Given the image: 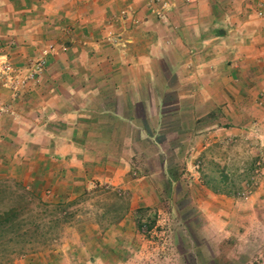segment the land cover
I'll list each match as a JSON object with an SVG mask.
<instances>
[{
	"label": "crops",
	"instance_id": "1",
	"mask_svg": "<svg viewBox=\"0 0 264 264\" xmlns=\"http://www.w3.org/2000/svg\"><path fill=\"white\" fill-rule=\"evenodd\" d=\"M147 1L0 0V54L16 66L45 60L26 90L0 85V176H41L67 198L122 189L118 235H136V210L168 200L211 142L249 129L264 143V0H167L160 18ZM168 169L180 172L169 186ZM122 251L90 264H134Z\"/></svg>",
	"mask_w": 264,
	"mask_h": 264
},
{
	"label": "rangeland",
	"instance_id": "2",
	"mask_svg": "<svg viewBox=\"0 0 264 264\" xmlns=\"http://www.w3.org/2000/svg\"><path fill=\"white\" fill-rule=\"evenodd\" d=\"M248 132L211 142L188 158L194 165L182 172L186 183L171 187L168 200L162 197L156 206L137 209L133 236L130 231L118 235L111 229L128 213V195L122 189L97 184L76 188L67 198L65 188L52 193L41 176L33 184L27 181L38 235L29 243H9L10 248L20 245L23 251L0 259V264H90L101 254L109 260L119 258L122 250L123 256H133L134 264H264V143ZM161 141L171 153L173 128L162 134ZM173 159L168 154V160ZM147 160L156 165L154 156ZM224 166L229 185L243 187L235 195H213L202 184L201 179L212 176L217 182L218 170ZM19 175H2L0 181L22 184ZM194 179L196 188L187 185ZM249 196L254 197L253 203L246 207ZM37 199L48 205L39 207ZM107 241L113 248L101 243Z\"/></svg>",
	"mask_w": 264,
	"mask_h": 264
},
{
	"label": "trees",
	"instance_id": "3",
	"mask_svg": "<svg viewBox=\"0 0 264 264\" xmlns=\"http://www.w3.org/2000/svg\"><path fill=\"white\" fill-rule=\"evenodd\" d=\"M225 166L218 170V181H214V177L210 180L204 179L202 184L206 186L214 194L235 195L242 190L243 187L229 185L231 178L225 171ZM180 172L168 169L166 171V182L169 186L170 181H177ZM201 178V177H200ZM179 184H181L179 182ZM248 181H245V187ZM181 186V185H180ZM164 189V188H163ZM31 193L27 187L20 182L7 183L0 181V259H9V254L21 253L22 246L14 250L10 248L9 243L25 242L29 243L34 235H38V224L35 222V216H31L29 205L33 203ZM39 207H46L47 202L37 199ZM59 211H63L64 207L59 203Z\"/></svg>",
	"mask_w": 264,
	"mask_h": 264
},
{
	"label": "built area",
	"instance_id": "4",
	"mask_svg": "<svg viewBox=\"0 0 264 264\" xmlns=\"http://www.w3.org/2000/svg\"><path fill=\"white\" fill-rule=\"evenodd\" d=\"M167 2V0L147 1L150 12L157 18L163 17L167 9ZM108 39H112L110 35ZM44 63V57L39 56L24 66H16L5 55L0 54V85L13 94L24 91L31 82L36 80Z\"/></svg>",
	"mask_w": 264,
	"mask_h": 264
}]
</instances>
